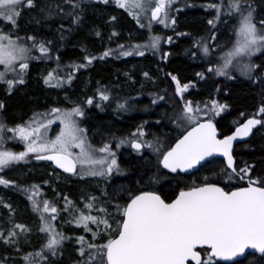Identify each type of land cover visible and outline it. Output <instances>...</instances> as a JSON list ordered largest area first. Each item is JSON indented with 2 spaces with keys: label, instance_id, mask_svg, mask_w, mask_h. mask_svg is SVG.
Returning <instances> with one entry per match:
<instances>
[{
  "label": "snow or ice",
  "instance_id": "obj_1",
  "mask_svg": "<svg viewBox=\"0 0 264 264\" xmlns=\"http://www.w3.org/2000/svg\"><path fill=\"white\" fill-rule=\"evenodd\" d=\"M65 2L71 5V8L65 10L57 5V14L62 12L65 16L73 17V23H78L81 17L74 10L80 9L82 12L84 0H65ZM96 2L104 5L114 3L116 7L129 12L141 28H147L151 32L152 21L167 26L169 16L166 9L170 10L175 0H96ZM25 7L34 8L35 0H0V20L17 27L18 19ZM208 7L216 10L214 19L208 20V24L215 27L225 5L221 0V3H211ZM253 12L249 0H228L225 14L236 19L235 41L231 49L221 54L220 58L223 62L214 69L217 75L231 79L233 77L230 69L239 66L241 74L251 78V73L259 67L251 63L250 58L255 53L264 51V20L259 22L261 27L258 28ZM148 13H150L149 23L145 25L140 17ZM48 15H53L51 8L48 9ZM111 19L115 20L116 17L113 16ZM171 23L175 24V20L172 19ZM112 35L118 34L113 32ZM24 39L32 43H21L20 41ZM160 39L159 36L149 35L147 43H138L131 49H125L121 44L118 46L119 52L107 49L99 58L104 59L112 55L131 56L134 53L143 56L147 49H159ZM168 39L171 41V37ZM203 39L201 37V41ZM211 39H216L214 34ZM196 46L204 55L211 53L207 44L196 41ZM218 47L223 48L222 45ZM33 50H38L41 55L34 56ZM244 57L249 58L248 63H242ZM42 58L51 59L50 49L43 41L37 42L34 36L23 38L18 34L13 38L11 31L5 32L0 29V67H2L0 83L7 85L6 91L10 93L16 84L25 83L24 77L30 61ZM96 58L85 56L87 64H91ZM56 59L59 61V57ZM69 67L78 70L87 65H69ZM209 71L213 69L209 68ZM144 75L147 77L149 74L145 72ZM198 75L202 74L198 73ZM72 78L71 73L66 77L69 83ZM64 80L65 77H60L54 69L44 78V83L51 87H59ZM172 80L176 82V92L183 100V93L188 85H181L176 76H172ZM100 97L104 101L109 99V96L103 92L100 93ZM92 102L91 98L87 101L90 105ZM119 107L124 108L125 105L121 104ZM226 107L227 105L214 100L210 108L205 105V109H201L199 105L194 107L191 101L185 100L181 111L173 117L177 127L184 130V134L175 141L174 146L164 151L156 147L155 151L159 153V163L171 173L188 172L208 157L222 156L226 166L218 175L226 177L229 181L235 179L245 184L238 183L234 190L232 186L226 190L219 186L218 182L205 177L204 182L179 191L170 202L161 198L155 190L147 188L130 190L129 198L125 203L115 204L114 216L105 207L96 209L103 214L102 216L92 215L91 210L95 207L92 202L97 199L92 196L91 202L85 204L90 211L88 213L80 211L75 223L85 231L92 232L93 240L102 239L103 242H89L85 247V237L79 236L77 242L81 247L78 251L82 257L79 264H242L243 259L248 255L255 254L251 252L246 254V249L258 252L261 264H264V173L254 176L256 166L246 161L237 165L233 155L234 141L252 135L256 126L264 129V104L251 118H247L246 122L242 124L235 122L237 126L232 134L219 138L214 117L219 116ZM3 108L4 104L0 103V110ZM209 111L212 116L202 119L201 114L208 116ZM83 115L79 107L70 111L53 108L50 113L44 114L43 118L38 114L25 125L7 127L0 122V185L26 193L32 192V195H28V199L32 203L33 211L39 213V218L43 222L38 231L46 234L45 243L40 251L25 253L22 256L25 264H42L48 259V255H57L64 242L70 237L57 231L51 223L57 219V215L45 216L46 213L57 214L58 208L48 200H44L41 207L40 202L34 199L35 189L38 186L21 188L15 181L5 178V170L25 161L29 154H35V159L52 161L65 173L78 174L81 178L106 177L111 176L114 169L120 171L116 154L109 144L96 148L88 142L84 129L80 128L73 118ZM57 120L62 128L55 139L50 140L41 129H45L46 132ZM6 132H11L13 135L7 137ZM137 132L139 136L145 134L142 129H138ZM136 135L137 133H133V136ZM17 138L25 143L24 151L15 152L4 148L8 139ZM126 142L121 140L116 147L119 148ZM145 145L149 148L153 147L152 142H142L138 139L131 141V147L138 152ZM73 149H79V152H74ZM158 181L159 177L153 174L148 177L147 182L151 184ZM64 199L66 201L64 210L68 211L72 202L67 197ZM0 206L8 209L10 213L13 212L12 205L3 200H0ZM8 224L11 226L0 230V242L20 252L22 249L19 238L21 235L27 236L31 230L25 224L15 222L11 216ZM90 224L96 225L95 231L89 226ZM101 225L103 232L100 231ZM104 234H107L106 238ZM45 252L48 255H45Z\"/></svg>",
  "mask_w": 264,
  "mask_h": 264
},
{
  "label": "trees",
  "instance_id": "obj_2",
  "mask_svg": "<svg viewBox=\"0 0 264 264\" xmlns=\"http://www.w3.org/2000/svg\"><path fill=\"white\" fill-rule=\"evenodd\" d=\"M200 3L202 5L204 1L201 0ZM249 3L254 9V19L259 28L261 27L259 22L264 20V0H249ZM57 5L65 10L71 8V5L67 4L65 0H35L34 8L25 7L23 9L21 17L18 19V26L14 27L12 32L14 37L17 34L23 38L34 36L37 42L43 41L49 47L50 55L53 53V49L58 50L62 64L68 63L67 66L87 65V67H81L78 70L70 67L63 77H67L71 73L73 77L71 82L69 83L65 79L63 84H61L63 87L56 93L61 95L60 93L64 91V88L73 86L83 73H87L93 85L94 92L92 95L88 98L80 95L77 98L68 100L65 104L61 103L62 100H60L56 103V108L70 111L79 107L84 115L77 117L83 118V124L87 126L94 143L102 144V146L106 143L110 144L115 136L134 130L135 127L138 128L142 123H148L150 127L149 133L153 136L152 140L159 141L164 139L166 147L163 150H166L168 147L173 146L180 135L184 133V131L179 130L173 117L181 111L185 100L191 101L194 107L199 105L201 109H205V105L210 108L211 102L214 100L220 104L227 105L225 111L214 117V122L222 135H228L233 132L237 126L235 122L241 123L247 118H251L258 108L264 104V51L259 52L251 59L253 64L259 66L255 68L251 78L237 75L233 70L230 71L233 77L231 79L216 74L214 69L222 64L220 58L222 48L218 47V45H222L223 49L227 48L225 52L233 47V43H229L228 40L225 41L226 38L230 37L228 30H230L233 23H224V20H219L217 21V27H211L208 24V20L214 19L216 10L209 8L208 4L202 5L206 9L202 7L195 10L189 9L185 13L177 14L176 23L171 28L151 26L153 29H151L149 34L160 36L162 45L158 51H149L145 56V61L149 66L147 72L149 75L147 77L145 75V77L131 75L127 91L123 94L120 92V88H122L120 84L125 82V80L117 77V71L124 68L123 60L126 56H123L119 61H116L113 55L105 57L101 63L97 61L104 52L102 50L103 46L100 45L103 35V24L100 22L101 17L97 9L103 6L107 10L117 8L121 12V17L125 18H127L128 12L116 7L114 3L104 5L103 3H97L96 0H84L82 4L83 11L81 12L80 9L74 10L80 14L81 18L78 23H73V17L65 16L62 12L57 14ZM49 8L53 10L52 16L48 15ZM128 20L131 19L129 18ZM130 22L128 21L127 24L130 25ZM144 22L147 24L148 21ZM1 25L5 26L3 30H6L7 27L12 29V25L9 23L3 25L0 22ZM180 31L187 34V37L177 35V32ZM213 34L216 37L215 40L211 39ZM207 35L208 39L204 41ZM169 37H171V41H169ZM201 37L204 38L203 43L207 44L211 49V53L208 56L204 55L201 49L196 46V41H201ZM20 42L32 43V41L26 39ZM135 43H140V41L132 44ZM226 43H229V45H226ZM33 52L37 53L38 56L41 55L38 50H33ZM86 55L97 58L91 64H87ZM52 59V56L51 59H45L46 63L49 65ZM38 67L39 64L37 62L30 61L29 69L24 77L27 84H16L9 94L2 88V86L7 88V85L0 83V103L4 104V108L0 110L4 121L0 122L7 127H14L17 124L21 125L26 122L25 119L32 118L33 114L38 113L43 117V114L47 111H37L53 104L51 103L52 98L46 96L45 92L38 89L37 85L34 86L33 81H31V77L35 72L37 73ZM209 68H212L213 71H209ZM50 71L52 70L50 69L48 73ZM198 73L202 75H198ZM172 76H176L181 85H188L187 90L183 93V100L176 92V82L172 80ZM151 82L156 85L148 90L147 86ZM108 91L115 96V102L141 96L142 100L136 104L135 102L131 103L133 108H131L130 113L132 115H129L130 118L125 119L123 115H120L121 111L113 108L115 103H111L110 95H108L109 99L107 101H102L100 93L107 94ZM96 92H98L97 96L95 95ZM157 93L166 96L168 100H170V96H173L176 107H174L173 101H170L167 107L159 106L155 110L151 109L152 105L148 96H156ZM178 97L181 100L179 103L177 102ZM44 98L48 100L45 105L42 104L41 100ZM89 98L93 101L91 105L87 103ZM94 98L98 99L99 102L96 103ZM177 103L179 106H177ZM101 106L104 113H100L99 109L102 108ZM51 109L53 107L49 108V112H51ZM143 110H146V112L144 113ZM175 112L177 113L176 115ZM241 113L244 115L242 116ZM202 115L203 113L201 114L202 119H207L212 116V113L209 111L208 116ZM11 134V132H6L8 136H11ZM112 144L114 143L112 142ZM16 146L15 144L12 145L13 150H16L15 152L20 151L19 146ZM4 148L8 149L6 146ZM157 156V154L156 157L153 156V160L152 158L151 160H146L145 158L139 159L133 156L131 158L122 157L120 159V171L117 173L122 176L125 171L127 174L126 178L114 177L111 181L101 182L93 179L82 181L81 179L66 177L56 171L52 165L36 162L35 155L29 154L25 161L14 164L10 169L5 170V178L15 181L21 188L38 186L35 189L36 195L34 199L40 202L41 207L42 202L48 200L59 210L55 215L57 217L62 215L61 218H63L66 213L68 214L64 210L66 206L64 203L65 197H68L69 201L72 202L69 209H73L77 213L82 211L79 210L81 206L79 203L82 201H87L86 203H88V199L92 196L97 198L101 196L107 206V200L111 201V199H114L116 203H125L129 198L130 190L137 191L146 188L155 190L165 200H168L172 198L178 188L179 190L187 189L186 182L189 179L171 175H167V178L164 176L159 168ZM234 157L237 165H241L245 161L249 164H254L256 166L254 176L264 173V129H257L255 135L248 143L237 145ZM223 167H225L223 161H214L202 168L198 175L205 173L206 175H202L203 177L201 178L203 181L207 177L211 181L218 182L219 186L224 187L226 190H228L229 186H232L234 190L238 183L245 184L243 181L238 182L235 179L229 181L226 177L218 175ZM153 174L159 177V181L149 184L147 182L148 177ZM42 189L49 196L55 193L58 197V202H53L56 201L53 196L52 198L45 196L41 192ZM78 194L80 197L77 196ZM28 195H32V192L26 193L13 187L5 188L0 185V200L11 204L13 208V212L10 213L8 209L0 206V230L11 226L8 224L10 216L15 222L23 223L31 230L27 236H20V248L22 249L20 252L0 242V264H25L22 256L25 253L40 251L41 246L45 243L46 234L38 231L41 225L39 213L33 211ZM76 196L77 199L80 198L78 201L75 200ZM113 204V202H110L109 206ZM65 220L67 222L59 221L57 224V228L60 227L61 232L64 231L63 233L71 228L73 229L71 224L70 226L68 225L71 220ZM81 232L83 234V231ZM72 233L68 232L69 235H65H68L67 237L73 236L74 233ZM100 240L94 241V243L103 242L102 239ZM89 242H92V239L85 240L84 246H87ZM65 243L63 246L66 245L67 249L64 255V250L62 249L55 256H50L45 252V255H48V259L42 264H66V260L68 261L67 264H79L82 257L75 256L72 258L68 254L69 252L72 254V251L75 250V244L71 243V247H69ZM66 256L69 259H66ZM242 264H261V257H258L256 261L243 260Z\"/></svg>",
  "mask_w": 264,
  "mask_h": 264
},
{
  "label": "rangeland",
  "instance_id": "obj_3",
  "mask_svg": "<svg viewBox=\"0 0 264 264\" xmlns=\"http://www.w3.org/2000/svg\"><path fill=\"white\" fill-rule=\"evenodd\" d=\"M195 1H198V2H195ZM203 1H204L203 4H205V5L206 4L209 5L211 3H217V4L221 3V0H203ZM200 2H201V0H175V3H173L171 5L170 10L169 9H166L168 11V16H169V20L167 21V26H165L164 23H159V22H156L155 23L153 21L151 22V26L156 25L158 27H163V28L170 27L171 28L172 26H174V24L171 23V20L174 19L175 20V23H176V19H177L176 15L177 14L185 13V11H189V9L195 10V9H199L201 7L204 8V9H206V7L202 6L203 4L201 5ZM223 3L225 5V7L222 9L221 16L223 18L220 17V20H222V21L224 20L225 21L224 23H227V22L228 23H231V22L233 23V25L230 28V30H228V33H229L230 37L229 38H226L225 41L228 40L229 43H234V41H235L234 25L236 24V19H235L234 16H229V15H226L225 14L227 12L228 0L227 1L223 0ZM104 7L105 6H103L100 9H97V12L100 14V17H101L100 18V22L103 24V28H102L103 35H102V40L100 42V45L103 46V49L102 50L105 51L107 49H112V50H115L116 52H119L120 49H119L118 46L121 45V44H123L125 46V49H131L134 45L138 44V43L132 44V43H134L136 41H140V43H147L148 42V37L150 35L149 34V30L147 28H141L140 25L137 23L136 19H134L129 14V12H128V16H129V18L132 21L131 20H128L129 19L128 16H127L128 19L125 18V17H121V14H120L121 12L117 8H113V10H107ZM213 10H215V9H213ZM214 14L216 15V12H214ZM113 16L116 17L115 20H112L111 19ZM149 17H150V13H148L146 15H142L140 17V20H141L142 23H144L145 25H147L149 23ZM123 18H124V21H123ZM127 20L129 22L131 21L130 22V25L127 24V22H128ZM144 21H148L147 24ZM0 22L3 23V25H6V23H8V22L3 21V20H0ZM184 22H185V20H184ZM134 23H135V25H134ZM217 26H218V24L216 22V26L215 27H217ZM3 27H5V26H2L1 25L0 26V29H4ZM211 27H213V26L211 25ZM215 27H213V28H215ZM13 29H14V26H12V29L10 27H7L6 30H4V31L5 32H8V31H11L12 32ZM151 29H153V28H151ZM113 32H116L118 35H112ZM12 34H13V32H12ZM177 35H182V36H186L187 37V34L183 33V31L177 32ZM13 38H15L14 37V34H13ZM161 39H160L159 49H160V47L162 45L161 44ZM207 39H208V35L206 36V39L204 41H207ZM223 41H222V43L225 44ZM200 42L203 43V41H200ZM229 43H226V45H229ZM159 49H157V51ZM226 50H227V48H224V49L222 48L221 49V51H220L221 52L220 53V57H221V54L223 52H225ZM149 51L153 52L154 50H151V49L145 50V54L143 56L136 55L135 53L133 55H131V56H126V57L124 56L125 57L124 60H123L124 68L119 69L117 71V77H120L123 80H125V82H123V83L120 84V85H122L121 86L122 88H120V92L122 94L125 93V91H127V87L129 86L128 83L130 82L129 81V78H130L131 75H135V76H139V77H145L144 76V73L145 72H148V70H149V66H148V64L145 61V56L149 53ZM258 53L259 52L255 53L254 55L251 56V58H250L251 63H252V60H251L252 57L255 56V55H257ZM32 54L34 56H38L37 53H34L33 52ZM51 56H52L53 59H52V61L49 64L50 66L46 63L47 61L44 58L31 60V62H37V64H39L37 73L35 72L33 74V76L31 77V81H33V85L34 86L37 85L38 86V89H41L43 92H45V95L46 96H49V97L52 98L51 99V103H53L52 105H50L49 107H44L43 109L37 111V112L47 111L44 114L50 113L49 112V108L50 107L56 108V103L58 101H60V100H62L61 103L65 104V102H67L68 100H71L73 98H77L80 95L86 96V98H88L94 92L93 85L91 83V79L89 78V76L87 75V73H83L79 77V79H77V81L73 84V86L64 88V91H62L60 93L61 95H58L57 94L58 93L57 91L60 90V88H62L63 85H60L59 87H51L49 85H46L44 83V78L48 75V71L50 69L51 70H54L55 69L56 70V73L60 77H63L64 74H65V72L67 70H69V68H70L69 65L67 66L68 63L62 64V62L60 61V58H59V61H57L56 58L59 57L58 50L53 49V53H51ZM113 57H114V59L116 61H119V60H121V58H123V56H117V55H113ZM97 61H99L101 63V62H103V59H99V60L97 59ZM248 62H249V58L248 57L242 58V63H248ZM58 63H59V67H57ZM0 70H2V67H0ZM232 70L237 75H240V76H244L245 77V75H242L241 74V70H240V67L239 66H237L235 69H230V71H232ZM252 73H251V75H252ZM246 78H248V77L246 76ZM65 79H66V76H65ZM53 83H55V81H53ZM26 84L27 83H25L24 85H26ZM44 85H46V86H44ZM154 85H156V84H154L152 82L149 83L148 86H147L148 87V90L149 89H152ZM2 88H3V90H5V92H7L9 94V92L6 91V86L5 87L2 86ZM97 94H98V92L95 93L96 96H97ZM160 94L161 93H157L156 96H150L149 95L148 96V99L149 98H151V99L154 98L155 99V97H159V98L160 97H163L164 101H167V104H169L170 101H173V105H174V107H176V102L174 101L175 99L173 98V96H170V100H168V98H166V96H163V95H160ZM107 95H110L111 96L110 97L111 103L112 102L116 103L115 100H114V97L115 96L113 95L112 92L108 91ZM41 100H42V104L43 105H45V104L48 103L47 102L48 100L45 99V98L44 99H41ZM94 101L96 103L99 102V100L96 99V98H94ZM127 106L133 108V106L131 105V103H127ZM151 109H153V107ZM63 110H65V109H63ZM99 110H100V113H104L103 112L104 111L103 110V107H102V109H99ZM143 111H144V113L146 112V110H143ZM176 114L177 113L175 112V115ZM37 115H38V113L37 114H33L32 118L25 119L26 122L23 123V124H21V125H25V124L29 123L30 121H32L33 117L34 116H37ZM127 115H132V114L130 113V111H128V114ZM2 117H3V114L1 113L0 114V121H4V119ZM41 118H43V117L41 116ZM73 118L77 122V124L79 125V127L82 128V129H84V134L86 135L87 140H88L89 143H91L96 148L103 147L102 144L94 143L92 141L90 134H88V132H87L86 126L83 124V118L82 117H79L78 118L77 116H74ZM17 125H15V126H17ZM61 128H62V125L57 120L52 125H50L48 127V130L46 132H45V129H41V132L42 133H45L46 136H47V138L51 140V139H55V137L59 134ZM135 129L134 130H130L129 132H126L125 134L115 136L114 139L111 140V143L110 144L109 143H106V144H109L111 146V150L116 154V159H117V164L119 166V169H120L121 165H120V160H119L118 157L120 156V159L122 157H128V158H131L132 156L135 157L136 156L135 153H133V152L130 153V151H129L131 149V141L132 140H137V139L141 141L142 137L144 136V135L143 136H139V133ZM179 130L180 131H184L182 128H179ZM133 133H137V135L136 136H133ZM12 135L13 134H11V136ZM6 136L7 137H11V136H8V135H6ZM130 138H132V139H130ZM116 139H118V140H125L127 142L124 143V144H121L120 147L117 148L116 145L119 144V143H115L117 141ZM114 140H115V142H114ZM160 140L159 141H152L150 139L148 142H152L153 143V147L152 148H149V147H147V145H145L148 148V150H149V152H150V154L152 156H155L156 157V154L159 155V153L155 151V148L156 147H160V150L161 151L166 147L165 142H163L164 139H160ZM112 142L114 144H112ZM14 144L17 145V146H19V148L21 149L20 151H24L25 150V143L22 142V141H19L18 138L15 139V140L8 139L4 146L8 147L9 150L16 151V150H13V148H12V145H14ZM20 151H18V152H20ZM73 151L74 152H79V149H73ZM32 155H35V154H32ZM98 155H102V154H99L98 153ZM123 175H125V173H123ZM113 176L114 177H118L119 176L117 174V171L115 169L113 170V173L111 174V176L102 177L104 179H99V178H97V176L96 177L88 176V177H89V179H93V180H96V181L103 182V181H111V180H113ZM73 179H81L82 180V178L78 174ZM41 192L45 196L47 195V197H49V198L50 197L52 198V196L55 197L56 198V201H53V202H58V197L56 196L55 193H52L49 196L43 189H42ZM58 196L60 197V195H58ZM77 196L80 197L79 194ZM77 196H76V199H75L76 201H78L80 199V198L77 199ZM68 200H69V198H68ZM86 202L87 201H85V202L82 201V202L79 203V205H81L79 207V210H82L84 213H88L90 211L89 209H87L85 207V203ZM88 202H91L90 201V198L88 199ZM110 202H113L114 204L109 206ZM64 203L66 204V201H64ZM92 203H94V205H95V207L91 210V214L92 215L102 216L103 215L102 213H99V212L96 211V209L97 208H100V207H105V208L108 209V212L111 215H113V216L116 215V211L114 210V206L116 204V201L114 199H111V201L110 200H107V206L104 204V199L101 196L99 198H97L96 201H94ZM67 212H68V214L66 213L63 218H61L62 215H60L59 221H63V223H64L66 221L65 219H70L71 222L69 221L68 222L69 223L68 225L70 226V224H71V227H73V229L71 228L70 230H67V232L64 233V234H68V232L69 233H71V232L74 233L73 236H69L70 239H68V240L65 241L66 242L65 244H67L69 247H71L70 246L71 243L72 244L74 243L75 246H76L75 250L72 251V254H71V252H69L68 254L72 258L75 257V256L81 257L79 255V251H78V249L81 247V245L77 242V238L79 236H85L86 234H88L90 236V238L92 239V242H94V241L97 242V241H101V240L100 239L93 240L92 232L85 231L83 227H78L76 225L75 218L79 216L80 212L75 213V211L73 209H68ZM110 222H112V221L110 220ZM42 224H43V222H41L40 227L42 226ZM90 227L92 229H94V230L96 229V225H92ZM55 229L57 231H61L60 230L61 229L60 227L59 228H55ZM81 231H83V234H82ZM100 231L103 232V225H101ZM78 232H80V233H78ZM106 235L107 234H104V236H106ZM87 239H89V237ZM66 249H67V246L64 245L62 247V250H64L63 251V255H64ZM66 259H69V258L66 256ZM65 262L67 264L68 261L66 260Z\"/></svg>",
  "mask_w": 264,
  "mask_h": 264
},
{
  "label": "flooded vegetation",
  "instance_id": "obj_4",
  "mask_svg": "<svg viewBox=\"0 0 264 264\" xmlns=\"http://www.w3.org/2000/svg\"><path fill=\"white\" fill-rule=\"evenodd\" d=\"M179 98V97H178ZM150 99V104L152 105V107H153V109L155 110L156 108H158L159 106H164V107H167V101H164V99H160L159 97H155V99L153 98V99H151V98H149ZM142 100V97H134V98H130V99H125V100H122L121 102H116L114 105H113V108L114 109H118V111H120L121 110V113H120V115H123L124 116V118L126 119V118H130L129 117V115H127L128 114V111H130L131 110V107H128L127 106V103H133V102H135V104L137 103V102H139V101H141ZM153 100H155V103H153ZM178 101V103L179 102H181V100H180V98L179 99H177ZM103 101V100H102ZM146 102H147V100H146ZM178 103H177V106H179L178 105ZM121 104H123V105H125V107L124 108H120L119 107V105H121ZM112 108V109H113ZM177 108H179V107H177ZM102 109V108H101ZM136 128V127H135ZM149 124L148 123H142V124H140L139 125V127L138 128H136L135 130L137 131L138 129H142L143 130V132L145 133L144 134V136L142 137V139H141V141L143 142V141H149L150 139L152 140V134L151 133H149ZM86 129H87V132H88V134H90L89 133V130H88V128H87V126H86ZM130 139H132V138H130ZM129 139V140H130ZM117 141L115 142V140H114V142L115 143H120L119 141H121V140H118V139H116ZM153 141V140H152ZM130 151V153L131 152H133V153H135V157H137V158H139V159H146V160H150L151 158H152V160H153V156L150 154V152H149V150L148 149H146V148H144L142 151H140V152H137V151H135L132 147H131V149L129 150ZM121 152V151H120ZM119 158V160H120V156L118 157ZM36 162H38V161H36ZM38 163H44V164H49V163H46V162H38ZM51 165V164H50ZM158 165H159V168L161 169V171H162V173L164 174V176H166V178L168 177L167 175H171V176H174V177H180V178H187V179H189L187 182H186V187L187 188H189V187H191V186H193L194 184H196V185H198V184H200V183H202V182H204L201 178L203 177V176H205L206 174L205 173H203V174H200V175H198V173L200 172V170L202 169H200V170H198V172H196V173H193V174H190V175H185V174H181V173H176V174H173V173H170V172H168V171H166L163 167H162V165L158 162ZM205 167V166H204ZM203 167V168H204ZM123 173H125V171L123 172ZM118 174V173H117ZM116 175V174H115ZM114 175V176H115ZM119 175V174H118ZM198 175V176H197ZM203 175V176H202ZM114 176H113V178H114ZM126 176H127V174L125 173V175H123L122 174V176L121 175H119V177H117V178H120V179H124V178H126ZM66 177H68V176H66ZM75 177V176H74ZM74 177H70V178H74ZM97 178H99V179H104V178H102V177H99V176H97ZM89 179V177L87 176V177H84V178H82V181H87ZM160 185V184H159ZM160 190V189H159ZM185 190H187V189H185ZM179 191H181V189L179 190V188L175 191V193H174V195H172V198H169L168 200H166L167 202H170L172 199H174L178 194H179ZM157 194H159L160 196H161V198H163L164 199V197L160 194V193H157ZM51 198V197H50ZM88 209V208H87ZM51 215H55V214H53V213H46L45 214V216H48V217H50ZM42 222V221H41ZM52 222V224L55 226V228H57L56 226H57V224H58V222H59V217H57V219L55 220V221H51ZM91 226L92 225H94V224H90ZM45 234V233H44ZM85 240H89V239H91L90 238V236L88 235V234H86L85 236ZM89 237V239H87ZM258 257H260L259 255H257V254H254V256L253 255H248L247 256V258L246 259H248V260H250V261H256V259L258 258ZM246 259H244V260H246Z\"/></svg>",
  "mask_w": 264,
  "mask_h": 264
},
{
  "label": "water",
  "instance_id": "obj_5",
  "mask_svg": "<svg viewBox=\"0 0 264 264\" xmlns=\"http://www.w3.org/2000/svg\"><path fill=\"white\" fill-rule=\"evenodd\" d=\"M153 22H157V21H153ZM244 122H246V120L243 121L242 123H244ZM242 123H241V124H242ZM259 128H260V126H256V128L253 129V134H252V135H250V136H248V137H245V138H243V139L238 138L236 141L233 142V155L235 154L236 146L239 145V144H245V143H248V142L253 138V136L255 135L256 130L259 129ZM217 129H218V128H217ZM234 130H235V129H234ZM233 132H234V131H233ZM233 132H231L230 134H232ZM218 133L220 134L219 129H218ZM222 137H223V135L220 134V137H219V138H222ZM135 150H136V149H135ZM141 150H142V148H141L139 151H141ZM234 158H235V157H234ZM213 160H223L224 163H225V165H226V161H225V159H224L222 156L216 155V156H213V157H208L205 161H202L200 165H197L195 168L189 170L188 172H178V173L186 174V175L193 174V173L197 172L201 167H203L207 162H211V161H213ZM38 161H43V162L51 163L57 171H59V172L65 174V175H67V176H74V175H75V174H73V173H65L62 169L57 168V167L55 166V164H54L52 161H46V160H38ZM77 167H78V166H77ZM166 170H167V169H166ZM167 171H168V170H167ZM174 174H176V173H174ZM250 252H251V253H255V254L260 255L258 252H255V250H252V249H246V250H245V253H246V254H247V253H250ZM243 260H244V259H243Z\"/></svg>",
  "mask_w": 264,
  "mask_h": 264
},
{
  "label": "bare ground",
  "instance_id": "obj_6",
  "mask_svg": "<svg viewBox=\"0 0 264 264\" xmlns=\"http://www.w3.org/2000/svg\"><path fill=\"white\" fill-rule=\"evenodd\" d=\"M234 131V130H233Z\"/></svg>",
  "mask_w": 264,
  "mask_h": 264
}]
</instances>
